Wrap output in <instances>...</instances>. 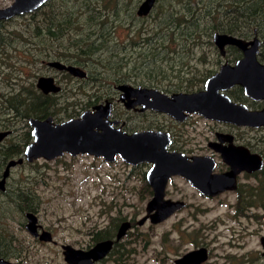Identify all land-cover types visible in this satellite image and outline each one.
<instances>
[{"label": "flooded vegetation", "instance_id": "af4514ba", "mask_svg": "<svg viewBox=\"0 0 264 264\" xmlns=\"http://www.w3.org/2000/svg\"><path fill=\"white\" fill-rule=\"evenodd\" d=\"M12 2L13 0L11 3ZM10 4L0 7V9L7 7ZM46 4L47 3L39 9L44 8ZM22 15L0 20V199L3 200V197H5L4 199H8V201H11L12 204L14 203L17 206V209L24 217V230H26L25 225L28 221L26 213L32 212L38 218V208H36V211L23 209L30 206V197L33 195L35 198V194L29 186L22 185L19 180L16 181L14 179V182L11 181L14 168L18 165H22L24 163L30 164L40 159L44 161H52L59 159L64 155H69L71 157L89 155L78 154L76 156H72L68 153H64L62 156H58L52 160L40 157L33 159L32 161H27L25 158V150L31 143L34 142L35 139L33 135V126L31 125L30 120L37 119L43 121L47 118H52L53 124H60L70 119L79 118L86 110L94 111V106L106 104L107 102L110 103L111 109V114L108 117V120L114 128H120L127 134L144 130L166 133L169 137V143L166 146V150L169 153L180 156L179 160L174 161L175 164L183 163L185 159L184 164L186 166V171H184L189 173L190 178H187V176L181 173L172 174L167 178L164 189V198L181 200L185 202V205L184 207L175 210V212H173L165 220L170 219L176 215V213L186 209L187 206L185 196L180 195L173 198L170 197L173 195L169 190V186L176 178L183 180L189 186L191 190L190 196H194L195 194L200 198L209 200L233 198L234 202L230 203V205L234 209L233 216L236 218L249 217L255 207L264 208V200L256 204L255 200H253L258 186L255 183L257 179L259 182V178H261L259 175L264 168L263 125L256 127L246 124H237L235 122L219 120V118L206 117L197 111L188 112L185 110H183V113L180 116L181 118H176L171 114L161 112L150 107L143 108V103H151L153 101V96L145 97L143 93L135 94L131 90H122L119 88V86L123 84L130 85L134 88L140 86L142 88L146 87L157 89L159 92L171 96L177 92L201 91L204 89V83L206 80L203 82L201 87L192 91L174 90L172 87L166 88L164 86L157 87L149 84H140L133 82L132 80L122 81L114 79L109 82H103L101 80H97L100 76L98 72L92 73L90 70L88 71L85 69L86 67H81L77 64L71 63L69 60H63L56 57H43L40 60H34L31 56L24 59V62L28 64L26 66H29V69H25L26 80H20L23 81L20 83L18 82V79L15 78V34L11 31V25L14 20ZM138 17L142 18L145 16ZM254 36L258 37L260 40L257 60L264 64V32L254 27L252 32L249 33V36L241 38L250 40ZM232 47V45H227L225 47L224 55H222L216 47L219 54V64L213 73H215L222 64H235V62L243 56L240 49L235 46L233 47L235 49ZM55 60L66 65H76L84 68L86 76L80 78L78 76H74L67 70L58 69L48 64L49 61ZM37 66L40 67L38 68L39 70L37 72L33 71ZM40 77H51L55 86L59 87L58 91L45 92L39 88L37 83ZM86 83H89V87H91L90 91L85 89L87 86H85ZM221 92L227 94L233 102L244 104L250 111H259L264 108V100H255L247 96L243 87L240 85H234ZM83 98L87 99L84 101ZM147 115H152V117L155 118L162 117V120L159 118L152 120L149 119ZM144 116H146V118H144ZM14 151H18V154H12ZM250 154H257L262 158V169L250 170L252 162L248 163L246 168L245 166L242 167V165V168H239L237 164L235 165V168H233L230 162L227 161V159L233 160L235 158L248 160ZM19 158H23V162L11 166L7 176L3 179L8 162ZM117 159H120L122 162L131 167L133 166L132 168L142 167L140 170V179L142 181L141 193L142 198L147 199L148 202L154 195V189L147 181V173L151 168L152 163L144 161L131 165L118 155L113 161L103 160L111 163ZM211 178L216 179L217 183H205L206 185L204 186V189L200 188L196 183H192V180L198 181L201 179L202 181H210ZM219 180H225V182L219 184ZM204 190L217 192L210 194L204 192ZM109 211L107 223L101 226L95 225L87 230L84 235L88 237V239L83 245L79 247L72 246L83 250H89L97 243L109 240L111 241L109 251L103 258L95 260L93 264H140L142 262L141 258L144 252L147 251L148 247L150 245L152 246L154 243L152 239V235L154 236L153 227H156L157 224L161 222L154 224L147 219L143 224H138L137 221L146 215V209H144V214L135 222V219H129L122 216L120 212L113 215L112 207H110ZM195 211H191L187 218L180 219L178 221L179 225H173V227L167 231V234H177V237L174 236L168 240L167 236L165 240L161 241L160 246H164L166 248L167 241H173L178 243V245H182L185 241L182 238L186 237L189 238L190 241L193 240L192 242H195V247L193 249L200 247L207 248L208 259H210L212 251L209 249V244L205 241L203 234L206 225L200 220V216L198 214L200 210ZM125 221H130V226L124 234L118 238V232L121 224ZM147 223L149 230L143 231L141 228L146 226ZM38 224L41 225V227L38 228V232L47 230L53 237L52 231L49 228L44 227L40 223L39 218ZM134 228H136V230H133ZM243 230L247 231V228L244 227ZM28 233L35 241L40 243H52L55 245L58 243L54 238L51 242H44L39 240L38 237H34L30 232ZM243 233H241L240 236H243ZM262 236L264 235H261L260 238ZM237 238L238 237H235V239ZM260 238L259 242L261 249H256V251L246 254V257H242L247 259V264H264V248L261 245ZM11 239L12 237L8 240L5 236L0 238V257L11 262L23 264L25 262L24 257L26 254L24 255V253L15 250V248L11 245ZM156 243L159 244V241H156ZM63 244L69 243L59 244L60 248ZM167 251L173 253L170 249ZM167 251L166 257H162L159 261L163 262L162 264H166L168 261ZM159 252L162 251L159 250ZM183 254L184 253L174 256L172 264H175V260ZM217 254V258H219V253ZM12 258L17 261H12ZM208 259L201 264H205ZM215 264H219V259L215 262Z\"/></svg>", "mask_w": 264, "mask_h": 264}, {"label": "rangeland", "instance_id": "374dc122", "mask_svg": "<svg viewBox=\"0 0 264 264\" xmlns=\"http://www.w3.org/2000/svg\"><path fill=\"white\" fill-rule=\"evenodd\" d=\"M11 1L0 0V7L10 4ZM121 1L125 2L126 0ZM219 1L179 0L178 2V0H157L153 12L143 22L153 27L154 13L160 5L168 7L171 3V6L175 9L189 10L190 13L192 11L203 13L208 9H213ZM133 2L137 7L141 0H133ZM35 20L37 19L33 17L32 13L24 14L14 20L11 25V31L15 34V78L20 83L23 82L20 80H26L25 69H29V66H26L28 64L24 62V56L27 55L23 51L28 46L26 41L30 39L31 26ZM210 21L208 16L203 24H210ZM126 22L127 20L123 19L122 30H118L113 36H118L120 39L126 38L129 33L128 27L132 28L131 25L125 24ZM138 25L140 26L141 23H137ZM198 33L204 34L203 32ZM187 34L190 36L187 44L191 46L195 41L191 38L194 34ZM33 41H36V39L34 38ZM206 42V37H202L201 41L197 42L198 46H196L194 53L187 56L188 58L183 59V63L178 65V68H183V72L186 73L185 78L190 77L192 71L196 68H207L214 71L218 67V51L213 45L211 47L212 55L208 56L210 47L206 45ZM31 46L30 44L29 47ZM203 53H205V61L201 60ZM93 62L95 63L94 66L85 69L92 71L90 68H95L100 74L97 79H101L103 82L114 80L117 75L115 70H105V67L101 64L96 63L95 60ZM38 68L40 67L37 66L33 71L37 72ZM130 74L133 76L134 72L131 71ZM138 75L141 76L142 73H138ZM170 82V79H167L160 83ZM85 86L86 90H91L89 83H86ZM201 86L202 83L199 87ZM86 99L83 98L84 101ZM147 117L152 120L157 118L162 120V117L155 118L152 115H147ZM141 169L142 167L132 168L120 159L110 163L105 162L102 158L90 155H78L76 157L64 155L52 161L40 159L30 164L18 165L12 172L11 181L14 182V179L19 180L22 185L31 188L35 194L34 202L39 204L37 210L39 221L44 227L52 231L53 238L58 243L55 245L35 241L23 229L24 217L22 213L14 203L12 204L8 199H4L5 197H3V200L0 199V203H2L0 204V238L5 236L9 240L12 237L11 245L15 250L24 253V255L26 254L23 264H67L63 259L59 244L69 243L75 247L83 245L88 239L84 235L87 230L95 225L101 226L108 222L110 207L113 209V215L120 212L122 216L135 219L134 222L144 214L147 199L142 198ZM255 184H258V179ZM169 190L173 195L170 196L172 198L180 195L186 197V209L153 227L154 236L152 235V239L154 243L144 252L140 264H162L163 262L159 261L162 257H166V251L169 249L173 253L167 251L168 261L166 264H172L174 256L186 253L195 247V242L186 237L182 238L185 240L182 245L167 241L166 248L163 246L165 249L160 246L161 241L165 240L167 236L168 240L174 236L177 237V234L168 235L167 231L173 225H179L178 221L187 218L191 211H195V208L196 211L200 210L198 212L200 220L206 225L203 234L205 241L209 244V249L212 251L210 259L205 264H215L218 259L219 264H247V259L242 257H246V254L252 253L256 249H261L259 238L264 235V208L255 207L249 217L236 218L233 216L234 209L230 205L234 202L233 198L209 200L200 198L195 194L190 196L189 186L179 178H176L170 184ZM147 225L148 223L141 229L148 231L149 227ZM244 227L247 228V231L243 230ZM133 230H136V228ZM241 233L244 235L240 236ZM235 237L238 238L235 239ZM156 241H159V244ZM159 250L162 252H159ZM217 253H219V258H217ZM11 260L17 261L13 258Z\"/></svg>", "mask_w": 264, "mask_h": 264}, {"label": "water", "instance_id": "95a60500", "mask_svg": "<svg viewBox=\"0 0 264 264\" xmlns=\"http://www.w3.org/2000/svg\"><path fill=\"white\" fill-rule=\"evenodd\" d=\"M48 1L13 0L9 6L0 9V20L32 13ZM155 3L156 0H142L136 10L137 16H147ZM212 41L222 55L225 54V47L232 45L240 49L243 56L235 64H222L215 73L206 79L203 90L177 92L168 96L157 89L142 88L140 86L134 88L123 84L119 88L131 90L135 94L143 93L145 97L153 96V101L151 103H143V108L150 107L171 114L176 118H181L183 110L188 112L197 111L206 117L219 118V120L223 121L256 127L264 126V108L259 111H250L244 104L233 102L227 94L221 92L234 85H240L247 96L255 100H264V64L257 60V52L260 45L259 38L254 36L252 39L247 40L228 33L215 32L212 36ZM48 64L58 69L67 70L80 78L86 76V71L76 65H66L57 60L49 61ZM37 85L45 92H55L59 89V87L55 86L51 77H40ZM110 114V103L107 102L106 104L94 106V111L86 110L79 118L70 119L60 124H53L52 118H47L43 121L31 119L30 123L33 126L35 139L26 148L25 158L27 161L40 157L52 160L62 156L64 153H68L72 156L89 154L95 157H102L105 161H113L118 155L131 165L144 161L151 162L152 166L147 173V181L153 187L154 195L146 203V215L138 220L137 223L143 224L147 219L154 224L162 222L175 210L185 205L184 201L164 198V189L169 176L181 173L190 178L189 173L185 172V159L183 163L175 164L174 161L179 160L180 156L169 153L166 150V146L169 143V137L166 133L144 130L127 134L120 128L112 126L108 120ZM227 161L230 162L233 168H235L236 164L239 168L243 166L246 168L247 164L251 162L250 170H260L263 167V160L257 154H250L248 160L235 158L233 160L227 159ZM22 162L23 158L10 160L5 169L3 179L7 176L11 166ZM224 182L225 180H219V184ZM192 183H196L200 188L204 189L207 183L216 184L217 180L211 178L210 181H202L199 179L198 181L192 180ZM204 192L214 194L217 191L204 190ZM26 217L28 221L25 228L28 232L44 242L53 240L49 231L42 230L38 232V228L41 225L38 224V218L34 213L28 212ZM129 226L130 221H125L121 224L118 238L124 234ZM260 241L264 248V236L260 238ZM110 247L111 241L107 240L97 243L89 250L75 248L70 244H63L61 250L63 259L67 264H93L95 260L103 258ZM207 259V248L200 247L184 253L175 260V264H201ZM0 264L19 263L0 257Z\"/></svg>", "mask_w": 264, "mask_h": 264}, {"label": "trees", "instance_id": "16d2710c", "mask_svg": "<svg viewBox=\"0 0 264 264\" xmlns=\"http://www.w3.org/2000/svg\"><path fill=\"white\" fill-rule=\"evenodd\" d=\"M156 3L147 16L139 18L133 0H49L44 8L32 13L37 20L32 23L30 39L26 41L28 46L23 52L34 60L56 57L88 68L95 65V60L105 70H115L117 80L192 91L199 88L213 70L196 68L185 78L186 73L178 65L194 53L202 37L207 39L210 56L215 32L239 37L249 36L254 27L264 32V0H220L213 9L203 13L175 9L171 3L168 7L160 5L151 27L143 21L153 12ZM208 16L210 24H203ZM123 19L132 28L129 26L126 38L120 39L113 34L122 30ZM187 33L194 34L191 46L187 44L190 37ZM201 60H206L205 53ZM90 69L97 72L95 68ZM167 79L171 82L160 83ZM17 152L12 154L17 155ZM259 176L255 204L264 200V168ZM30 203L23 209L36 211L39 204L34 202L33 195Z\"/></svg>", "mask_w": 264, "mask_h": 264}, {"label": "bare ground", "instance_id": "6f19581e", "mask_svg": "<svg viewBox=\"0 0 264 264\" xmlns=\"http://www.w3.org/2000/svg\"><path fill=\"white\" fill-rule=\"evenodd\" d=\"M8 23V22H7ZM1 31V30H0ZM234 47V46H233ZM259 54V53H258ZM84 69V68H83ZM133 167V166H132ZM106 258V257H105Z\"/></svg>", "mask_w": 264, "mask_h": 264}]
</instances>
